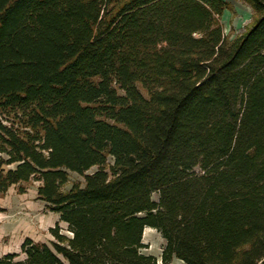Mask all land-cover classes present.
Wrapping results in <instances>:
<instances>
[{"label": "trees", "instance_id": "1", "mask_svg": "<svg viewBox=\"0 0 264 264\" xmlns=\"http://www.w3.org/2000/svg\"><path fill=\"white\" fill-rule=\"evenodd\" d=\"M240 1L228 40L220 0H0V195L37 182L67 233L0 264H157L145 228L161 264H264V0Z\"/></svg>", "mask_w": 264, "mask_h": 264}, {"label": "rangeland", "instance_id": "2", "mask_svg": "<svg viewBox=\"0 0 264 264\" xmlns=\"http://www.w3.org/2000/svg\"><path fill=\"white\" fill-rule=\"evenodd\" d=\"M220 1L227 9L219 17V24L223 35L228 40H232L249 28L253 11L247 3L240 0ZM111 162L112 160L108 159V163ZM94 171L95 168H92L86 174ZM75 183L83 185V178L69 174L68 184L64 190L70 189ZM38 186L37 182L22 184L21 187L25 189L23 193H20L18 186H12L5 194L0 195V258L6 254L19 253L20 245L27 238L48 244L52 240L48 230L55 225L60 227L63 234H67L66 226L59 223L58 215L49 212L45 203L37 199ZM152 199L157 201V195H152ZM143 236L142 242L146 245V249L142 252L155 257L158 264H161L163 239L150 228L144 230Z\"/></svg>", "mask_w": 264, "mask_h": 264}, {"label": "crops", "instance_id": "3", "mask_svg": "<svg viewBox=\"0 0 264 264\" xmlns=\"http://www.w3.org/2000/svg\"><path fill=\"white\" fill-rule=\"evenodd\" d=\"M145 229H146V228H145ZM145 229H144V230H145ZM143 233H144V231H143ZM143 237H144V236L142 235V239H143ZM142 243H143V242H142ZM143 244H144V243H143ZM144 245H145V244H144ZM174 261H177V262H174ZM172 263H174V264H183L181 261L176 260V259H173L172 262H171L170 264H172ZM157 264H158V262H157Z\"/></svg>", "mask_w": 264, "mask_h": 264}]
</instances>
